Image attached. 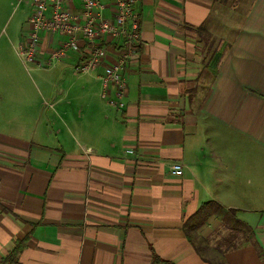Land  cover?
I'll list each match as a JSON object with an SVG mask.
<instances>
[{
	"label": "crops",
	"instance_id": "crops-1",
	"mask_svg": "<svg viewBox=\"0 0 264 264\" xmlns=\"http://www.w3.org/2000/svg\"><path fill=\"white\" fill-rule=\"evenodd\" d=\"M135 9L124 108L71 51L34 68L49 74L0 132V264L26 237L20 264H264V0ZM63 39L42 31L40 59ZM104 45L107 64L124 50Z\"/></svg>",
	"mask_w": 264,
	"mask_h": 264
},
{
	"label": "built area",
	"instance_id": "built-area-1",
	"mask_svg": "<svg viewBox=\"0 0 264 264\" xmlns=\"http://www.w3.org/2000/svg\"><path fill=\"white\" fill-rule=\"evenodd\" d=\"M31 8L25 32L17 50L25 64L47 68L60 62L69 52L84 50L88 56L74 66L79 74H89L97 67H103L98 76L101 82V97L117 108H124L127 93L126 67L138 53L142 44L141 23L135 5L138 0H19ZM76 2L80 9L76 8ZM53 38L64 37L58 47L50 53L48 61H42L41 32ZM87 46L83 47L82 40ZM122 39L124 50L118 59L106 63L108 48L104 44ZM115 87L116 99H112L110 86ZM132 153L133 150H127ZM171 172L182 174V164L174 163Z\"/></svg>",
	"mask_w": 264,
	"mask_h": 264
},
{
	"label": "rangeland",
	"instance_id": "rangeland-1",
	"mask_svg": "<svg viewBox=\"0 0 264 264\" xmlns=\"http://www.w3.org/2000/svg\"><path fill=\"white\" fill-rule=\"evenodd\" d=\"M30 10L25 1L0 0V102L3 106L0 109V132L9 134L19 129L14 121L18 99L25 100V103L27 88L49 74L45 69L34 70V65L25 64L18 54L17 47L25 32ZM207 255L212 256L211 253Z\"/></svg>",
	"mask_w": 264,
	"mask_h": 264
},
{
	"label": "trees",
	"instance_id": "trees-1",
	"mask_svg": "<svg viewBox=\"0 0 264 264\" xmlns=\"http://www.w3.org/2000/svg\"><path fill=\"white\" fill-rule=\"evenodd\" d=\"M27 241V237L24 239L17 240L14 243V247L3 257L1 264H20L19 263V255L23 248L25 247ZM153 263H164V264H169L166 263V261L160 259L159 257H154ZM218 264H226V263H218Z\"/></svg>",
	"mask_w": 264,
	"mask_h": 264
}]
</instances>
